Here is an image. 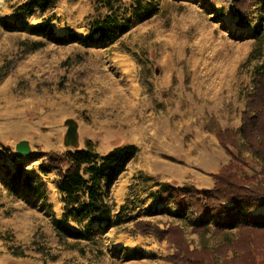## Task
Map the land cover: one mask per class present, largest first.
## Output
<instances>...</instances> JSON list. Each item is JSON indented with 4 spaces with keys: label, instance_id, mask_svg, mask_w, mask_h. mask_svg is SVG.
<instances>
[{
    "label": "rangeland",
    "instance_id": "374dc122",
    "mask_svg": "<svg viewBox=\"0 0 264 264\" xmlns=\"http://www.w3.org/2000/svg\"><path fill=\"white\" fill-rule=\"evenodd\" d=\"M26 2L0 0V264H182L176 258L180 248L155 231L178 225L189 249L200 253L204 248L215 253L234 238V230L212 231L213 222L207 233L194 231L188 221L172 216L173 205L167 208L171 213L163 204L153 206L151 192L164 184L205 192L231 164L240 176L264 180L261 161L246 150L243 136L240 157L219 139L239 130L244 114L258 113L250 107V94L264 60L259 58L264 44L257 40L264 34V6L252 7L241 26L235 2L157 0L156 15L134 22L115 44L80 46L38 39L23 29L14 10ZM93 14V0H54L27 22L38 27L56 16L51 27L57 37L85 36ZM2 20L17 29H6ZM37 41L43 46L32 50ZM120 57L134 65L133 78L118 63ZM68 118L81 124V147L90 140L102 154L131 144L137 148L113 189L117 212L135 198L125 211L131 217L95 244L59 241L53 226L63 213L59 177L40 170L50 153L68 150L63 146ZM21 141L32 149L22 160L15 150ZM20 165L24 174L42 179L48 205L6 195L2 181ZM255 214H264V206ZM10 233L13 245L3 239ZM236 254L229 251L230 258Z\"/></svg>",
    "mask_w": 264,
    "mask_h": 264
},
{
    "label": "trees",
    "instance_id": "16d2710c",
    "mask_svg": "<svg viewBox=\"0 0 264 264\" xmlns=\"http://www.w3.org/2000/svg\"><path fill=\"white\" fill-rule=\"evenodd\" d=\"M93 1L95 14L88 20L85 36L71 32L67 37H57L51 27L56 16L47 17L42 26L34 27L28 24V18L35 11L46 12L54 6V0H27L26 3L15 8L14 14L16 19L23 22V29H27L38 39L42 37L45 40H55L57 43L80 46L99 43L111 46L129 30L130 25L154 17L159 9L157 0ZM261 6H264V0L235 2L239 25L247 24L244 23L243 15H246L252 7ZM2 22L10 31L17 29L15 23L6 20ZM96 34L98 37H95ZM258 36L257 40L264 44V34L259 32ZM42 46L43 42L37 41L31 49L37 50ZM263 55L264 53L259 58ZM261 63L255 73L256 86L253 88V93H249L253 96V100L250 99V107L257 109L258 113L252 117L244 114L239 130L221 135L219 139L226 147L230 144V147L237 151V157H240L243 156V151L240 149L241 143L238 137L243 136L246 139V150L261 161L264 172V60ZM136 153V146L131 144L102 154L97 151L92 141L87 140L82 150L68 149L61 155L54 153L48 155V160L40 165V170L43 174L57 172L59 177L58 186L63 213L61 220H53V226L61 243L65 244L67 239H72L75 243L88 240L89 244H95L104 238L110 228L119 227L129 220L128 217L131 216H127L125 211L132 208L135 198L127 201L117 212L113 189ZM18 158L24 159L22 156ZM8 177L10 178L8 182L2 181L7 196H18L21 200H35L48 205V198L45 196L46 187L39 176L24 174L20 165L17 173ZM151 193L153 206L163 204L167 213H171L167 208L173 205L175 212L172 216L188 221L194 231L209 232L208 224L211 222L214 223L212 230L214 232L236 231L235 237L229 238L220 245L215 253L205 248L201 253L190 250V245L184 241V233L178 225L171 226L166 231H155L158 236L165 234L169 242L180 248L176 258L179 257L182 264H193L192 258L195 259L196 264H264V214H255L259 207L264 206V180H256L253 176L250 178L240 176L231 164L215 176L213 188L205 192L164 184L159 191L155 190ZM134 208L136 209L135 206ZM161 211L165 212V210ZM71 224L78 230H73ZM94 224H98V230H92ZM140 224L141 222H136L137 226ZM8 236L10 237L5 236L3 239L7 245H13L15 236L12 233ZM39 247L37 246V249H40ZM42 249L44 248L39 251ZM230 250L237 253L235 257H229ZM14 252L18 253L16 250ZM16 255L25 256V254Z\"/></svg>",
    "mask_w": 264,
    "mask_h": 264
},
{
    "label": "water",
    "instance_id": "95a60500",
    "mask_svg": "<svg viewBox=\"0 0 264 264\" xmlns=\"http://www.w3.org/2000/svg\"><path fill=\"white\" fill-rule=\"evenodd\" d=\"M230 2H237L238 0H227ZM64 125L67 127L63 136V146L71 150H82L81 147V124L74 118H68L64 121ZM16 152L22 157H28L32 154V149L28 141H21L15 147Z\"/></svg>",
    "mask_w": 264,
    "mask_h": 264
},
{
    "label": "bare ground",
    "instance_id": "6f19581e",
    "mask_svg": "<svg viewBox=\"0 0 264 264\" xmlns=\"http://www.w3.org/2000/svg\"><path fill=\"white\" fill-rule=\"evenodd\" d=\"M231 14L227 15L225 18L227 20V22L231 23V19H230ZM118 63L124 67L126 73L133 78L134 74H135V67L134 65L126 58L124 57H120L117 58ZM58 203V202H57Z\"/></svg>",
    "mask_w": 264,
    "mask_h": 264
}]
</instances>
